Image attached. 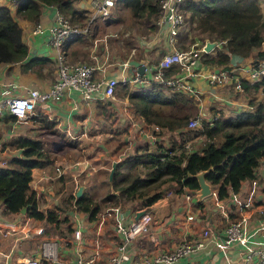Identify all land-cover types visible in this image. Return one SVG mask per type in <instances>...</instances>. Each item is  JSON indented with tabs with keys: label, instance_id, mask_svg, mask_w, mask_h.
I'll list each match as a JSON object with an SVG mask.
<instances>
[{
	"label": "trees",
	"instance_id": "1",
	"mask_svg": "<svg viewBox=\"0 0 264 264\" xmlns=\"http://www.w3.org/2000/svg\"><path fill=\"white\" fill-rule=\"evenodd\" d=\"M260 1L183 0L180 9L184 22L178 30L185 22L186 27L177 35L182 39L177 48L186 49L194 41L203 43L210 40L219 46L203 53V62L206 64L230 70L227 65L231 54L249 56L254 49L257 51L253 63H257L264 57V51L259 49L264 42V14ZM73 2L74 0H17L14 13H11L7 6H0V66L10 67L18 63L21 70L30 68L38 72L43 66L53 70L52 66L46 64L50 58L27 57L28 46L23 38L24 30L18 17L34 22L40 17L43 6L52 5L71 23L83 26L88 22L90 13L85 9L76 8ZM118 5L125 9L132 24L143 27L142 30L136 28L137 34L142 35L159 29L157 21L162 11L160 0H116L110 22L120 21L117 17L113 18ZM86 33L67 37L62 47H66L74 38L83 39ZM123 43L127 53L132 48L139 49L138 40L134 37L124 38ZM143 56L144 53L137 50L136 54L126 56V60H140ZM176 71L178 68L172 66L166 70L165 75ZM146 78L145 83L128 93L125 85L119 83L115 94H119L121 88L122 93L128 96L133 111L132 120L137 121L143 130L146 126L159 127V130H152L157 139L153 140L155 142L143 141L132 149L128 141L121 137L122 128L113 125L117 113L107 107L109 101L100 104L101 114L106 120L101 129L111 131L114 136L105 141L112 148L106 158L119 154V161L109 180L108 190L100 200L87 193H83L79 198L73 197L69 194L71 185H68V193H65L62 199L63 209L74 208L87 214L89 219H94L99 216L105 205L112 206L116 202L127 201L124 205L136 202L140 207L148 208L164 197L165 191L173 186L172 191L175 193H181L186 188L197 189L198 183L191 174L209 166L213 168L206 174V180L211 183L217 199L222 202L229 201L231 193H238L243 181L257 179L259 167L264 162V96L258 100L255 97L249 99L253 109L244 110L233 117H225L220 113L213 120L202 119L199 127L189 128V119L199 113L198 101L187 92L168 90L154 82L151 77ZM242 85L245 89L260 88L264 94V78L254 84L242 80ZM32 119L51 136H31V129L28 128L29 133L27 131L25 134L14 135L6 141L0 137L3 148L9 145L11 148L22 150L21 157L13 158L8 166H0V203L3 205L1 212L6 215H19L25 207L24 213L27 216L42 219L43 222L58 227L68 223V216H61L62 207L58 206L46 211L38 209L36 194L30 186L32 170L49 168L54 161L50 159L53 151H60L63 145L77 146L78 142L61 133L56 128V122L47 116L34 115ZM0 121L5 129H11L15 118L6 115L0 118ZM52 136L59 137L61 142ZM199 137L205 139L199 148L187 147V143ZM124 149L127 152L122 156L121 151ZM166 183L168 184L165 186ZM55 184L61 188L59 180ZM114 191H118V195ZM67 227L71 225L68 223Z\"/></svg>",
	"mask_w": 264,
	"mask_h": 264
},
{
	"label": "crops",
	"instance_id": "2",
	"mask_svg": "<svg viewBox=\"0 0 264 264\" xmlns=\"http://www.w3.org/2000/svg\"><path fill=\"white\" fill-rule=\"evenodd\" d=\"M16 3L17 0H0V6L9 7L11 13H14ZM73 5L78 9H85L91 13L92 0H74ZM260 7L264 14V0L260 1ZM55 12H57L55 6L45 5L43 6L38 19L44 26L51 25L56 22ZM111 19L112 18L102 21L97 18L92 23L90 30L83 35V39L74 38L70 40L66 44V47L64 46L63 48L67 61L69 63L87 62L102 65L104 64L103 62L106 61L110 63V65H107V76L116 77L118 75L119 77L122 75L129 77L134 70H137V68L131 64L123 67L122 64L126 60V56H131L132 54H136L137 50H141V53H144V56L138 61L144 63L145 68L148 70L142 75L150 78L152 69L158 64L163 54L174 47L177 48V46L182 43V39L178 38L177 35L181 29L183 30L186 27L185 22V25L179 29L174 36V42L171 40L168 26L164 25V22L163 24H160L158 21L157 25L159 26V29L154 32L139 35L137 34L135 26L132 25L131 27L126 24V21H119V24L125 22L126 26L122 28L119 26L121 30H118L117 32H115V30H109L105 31L103 34L101 33V36H98L99 33H97V31L99 32L100 30L112 26L111 24H113V22H110ZM129 19L132 23L130 16ZM18 21L23 26V38L28 46L27 57L50 58V61H46V64L52 66L53 70L43 66L39 68L38 72H36L34 69L30 68L27 70H21L18 63L12 64L10 67L2 65L0 66V84L13 81L35 87L47 88L55 79L56 74L55 51L52 49L49 34L48 32L31 34V28L34 22L23 17H18ZM130 28H134V30H129ZM130 37H134L138 40L137 48L139 49L136 50L135 48H132L127 53L123 39ZM217 46H219L218 43L215 47ZM259 49L264 51V42ZM212 50L213 49L210 51ZM210 51L202 52L201 57H199L194 66L195 70L199 73L198 75L189 78L190 84L195 90H197L198 95L192 96L198 101V114L201 116V120H213L220 113L225 117H233L240 112L247 110L250 98L255 97L257 100L261 98L263 96L262 91L260 88L255 89L253 87L236 90L232 84H210L204 75L209 70L221 68L203 62V53ZM256 51L257 50L254 49L249 56L244 57L231 54L227 65L234 73L235 77L246 81L248 84H254L257 82L250 81L247 74L255 60ZM156 59H158L156 61L157 63L155 62ZM142 83L136 82L135 84H129L124 87L128 93ZM120 89L121 88H119V94H115L113 98H105L99 92L92 100H90V104L82 101L78 91L70 90L68 94L63 96L61 101L48 102L43 104L42 108L37 106L36 111L40 112L38 115H45L56 122V128L69 139L80 141L81 144L85 145L82 146L83 150L87 147H92L93 144H99V147H102V144H105V151L108 153L112 148L109 149L108 144H106L105 141H109L112 134L109 130L101 129V125L104 124L106 120L103 119L101 114L100 104L109 101L107 107H111L117 113V117L115 118L116 121H114L113 125L115 126L118 124V126L122 128L121 137L128 141L129 147L134 149L143 141L151 140L152 142H155L150 136L151 134H154L152 130L157 125H154L153 127L146 126L143 130L137 123V127L128 124L127 118L132 119L133 111L130 107L131 103L129 102L128 96L125 95L124 92L122 93V90ZM31 120L33 121V119H29L26 121L15 122L11 129H5L4 124L0 121L1 139L6 141L14 135L25 134L28 130H20L19 126L21 125L19 124L28 123ZM132 124L135 123L132 122ZM157 130H159V127ZM31 136L34 135L31 134ZM161 139L162 138L160 137L159 142H161ZM195 141L196 139L192 140L193 143ZM203 142H201V144ZM165 143L168 144L166 140ZM7 146L10 147L9 145ZM78 147L79 143L72 148L73 150H76ZM105 151L103 150V152ZM83 159L85 162H77ZM61 160L63 159H55L49 168L33 169L30 186L36 194L37 207L39 210L46 211L53 206L62 207L60 208L62 211L61 216L66 214L68 219L71 220L70 218L76 210L73 208L63 209L62 206V199L65 196V193H68L66 185H70L71 182H74L75 184L79 183L81 177L89 178L99 166H96L94 160L89 159L87 155L83 157H73L67 162ZM72 162L74 165H70ZM59 163L64 168L61 175H56L53 172L54 166ZM52 167L53 170L50 171ZM45 174H51L52 176L46 178L44 177ZM55 180H59V183L61 184L60 189L59 187H56L59 191L58 193L55 192V185L52 183ZM256 181L257 184L255 187L252 184V180L243 181L238 192V194L245 199L249 195V191L251 189L254 190L251 204L244 211V215L247 216L248 220L246 235L250 242L264 240V230L261 229V225L264 222V162H262L259 167ZM192 190L193 189H185V191L181 193L165 195L148 207L152 213L153 222L150 227V233L142 235L138 243L135 244L136 255H154L160 251L172 249L183 239L190 241L198 239L203 228H206L209 225L217 228L214 232L222 237L225 235L226 225L230 221L240 218L243 215V212L241 213L238 211V209L231 203L230 199L227 202H222L213 194L206 196L203 199H198L195 196V190ZM188 193H190V200L185 197ZM0 205L1 219L7 218L12 220L19 216H27L22 212L19 215L3 214L1 212L3 205L1 203ZM137 206L138 207L131 205L127 206L126 204L123 206V213L130 216L140 207V205ZM79 214L83 216L85 215L81 212H79ZM188 214L193 215V220L187 219ZM101 215L92 221L88 220V218L86 219L87 223L84 227L85 239L80 245L61 231H54V225L47 224L43 222L42 219L32 218L33 223L42 227L43 232H35L30 238L15 240L13 234H7V236H5L3 231L0 230V264H26L27 258L29 257H35L41 260L42 264H62L63 261L73 264L78 252L86 253L88 255L94 251V241H98L100 244V264L102 259L105 258L106 252L113 246H111L110 239L105 237L107 235H105L104 232L106 224H109L112 217L106 216L104 225L102 228H99L98 221ZM67 224L68 223H64L61 226H58V229L63 228L62 230H64L67 227ZM95 236L98 237V239H95ZM48 239L56 241L57 254L55 259H48L42 254V243ZM242 254L243 244L241 242H233L225 252L216 248L212 242H208L205 243L202 249L180 257L174 264H247L244 259H242Z\"/></svg>",
	"mask_w": 264,
	"mask_h": 264
},
{
	"label": "built area",
	"instance_id": "3",
	"mask_svg": "<svg viewBox=\"0 0 264 264\" xmlns=\"http://www.w3.org/2000/svg\"><path fill=\"white\" fill-rule=\"evenodd\" d=\"M183 0H160L161 17L158 19L160 24H163L165 16H167L168 31L171 40L174 42V36L178 32V28L184 22V15L180 9V4ZM116 0H92V10L88 22L80 26L76 23H71L58 9L55 12L56 22L51 25L44 26L39 19L34 21L31 28V34H42L48 32L52 49L55 51V79L47 88L35 87L19 82H6L0 84V118L6 115H12L15 122L26 121L32 119L34 115L40 112L36 111V107H43V104L48 103L49 100L57 102L61 101L65 94L70 90L79 92L80 98L84 103L90 104L97 93H101L105 98H113L115 89L120 83L122 85L135 84L136 82L145 83L147 78L134 70L129 77L119 76L112 77L106 75L107 65L104 64L76 62L69 63L65 57L63 42L69 36H76L79 33H86L94 20L99 18L102 21L110 19L114 10ZM116 35V34H114ZM207 41V40H206ZM205 41V42H206ZM205 42H194L186 49L172 48L170 51L163 54L158 64L152 69L151 78L154 82L161 84L168 90L183 91L190 95H198L197 90L189 82V78L198 75L195 70V63L204 52ZM123 67L129 65V60H125ZM176 66L178 71L175 73L165 75L166 70ZM147 70V69H146ZM148 71V70H147ZM248 78L250 81H261L264 78V57L253 63L248 70ZM207 81L213 85H230L232 84L236 90H243L242 80L235 77L231 70H209L205 75ZM263 94V93H262ZM264 96V94H263ZM262 96V97H263ZM247 109H253V105L248 106ZM201 116L198 114L191 117L188 121L187 127H199L201 125ZM137 127V124H132ZM158 126L154 127L157 130ZM150 136V135H149ZM74 137V136H73ZM153 140L156 139L154 134L150 136ZM187 147H191L189 143ZM0 166L5 167L10 164L13 158H19L22 155L20 148H11L6 146L3 148L0 142ZM78 163L85 162V160L77 161ZM70 165H74L73 162ZM62 165L55 164L54 173L61 175L63 171ZM53 170V167H52ZM51 174H45L44 177L50 178ZM255 187L256 180H252ZM187 189V188H186ZM193 189L192 191H194ZM185 191V190H184ZM254 190L249 191V195L244 199L238 193H231V203L243 215L240 218L230 221L225 227V235L220 237L218 233L214 232L217 228L210 225L203 228L198 239L192 241L183 239L175 247L170 250L160 251L154 255H136V246L140 237L150 233L151 224L153 222L152 213L147 207H139L134 214L130 216L123 213L124 204H117L110 208L108 212H101V217L98 221L99 228L105 223L106 216H111L113 227L105 226L104 232L107 239L111 241V248L106 252V256L102 259L100 264H174L180 257L190 254L191 252L202 249L205 243L212 242L216 248L222 251H227L231 244L235 241L243 244L242 259L248 264H264V240H256L254 242L248 241L246 235V226L248 223L247 216L244 211L250 206L251 198ZM173 192L166 193L170 195ZM217 197L216 192L212 187V193ZM165 196V195H164ZM186 199L190 200V193L186 194ZM76 210V209H75ZM144 210L137 218L136 213ZM85 214V213H84ZM88 215H80L79 211H74L71 220L68 223L71 227H64L65 229H58L54 227V231L59 230L67 237L73 239L77 244H82L85 239L84 227L86 226V219ZM193 215L188 214L187 219L193 220ZM89 219L88 220H95ZM128 219V220H126ZM225 226V225H224ZM264 230V222L261 225ZM0 230L5 236L13 234L15 240L30 238L35 232H43L42 227L33 223V219L29 216H19L12 220L0 218ZM98 239V237H94ZM155 240V239H154ZM56 241L48 239L42 243V254L48 259L56 258ZM93 249L88 255L86 253L78 252L73 264H99L100 260V244L94 241ZM26 264H42L41 260L35 257L27 258ZM62 264H71L63 261Z\"/></svg>",
	"mask_w": 264,
	"mask_h": 264
},
{
	"label": "rangeland",
	"instance_id": "4",
	"mask_svg": "<svg viewBox=\"0 0 264 264\" xmlns=\"http://www.w3.org/2000/svg\"><path fill=\"white\" fill-rule=\"evenodd\" d=\"M114 17H117L119 18L120 21H126V24L127 25H130L132 27L135 26V29L137 28V30H142L143 27L139 24H135V23H131L130 19H129V16L127 14V12H125V9L122 8V6L118 5L113 13V18ZM125 22L123 24H119V21L116 22V23H113L111 24L112 26L111 27H108L107 29H104V30H100L99 32L97 31L98 36H101L105 31H109V30H115V32H117L118 30H121L122 27L126 26ZM119 26L121 28H119ZM102 29V27H101ZM129 30H134V28H130ZM102 33V34H101ZM104 36V35H103ZM119 48H120V45H119ZM157 56V55H155ZM48 102H52L51 100H49ZM116 121L113 120V122ZM127 122L129 125L132 126V122H134L135 124L137 123V121L135 120H132L131 118H127ZM21 126H19V129L22 130V129H25L27 130L28 127L31 129V134L33 135H38V137H42V138H45V137H50L51 134H48L47 132H44V129L40 128L37 123L33 122L32 120L28 123H21L19 124ZM23 126V127H22ZM34 126V127H33ZM117 127H120L117 125H115ZM53 138H56L57 140H59V142H61V139L58 137H54L52 136ZM114 138V136H112ZM105 138V137H103ZM200 138V139H199ZM198 140L196 139V141L193 143V142H190V148L192 149H196V148H199L205 141L204 137L201 138L199 137ZM77 141V140H76ZM104 141V140H103ZM79 143V147L76 149V150H73L72 147L70 146H65L63 145L61 147V150L58 151V152H54L53 151V155L50 156V159L52 160H60V159H63L61 161L63 162H67L69 160H71L73 157H83L85 155H87L89 157V159L91 160H94L95 162V165L96 166H99L98 169L92 173V177L90 178H84V177H81L80 178V182L79 183H74V182H71L70 185H71V193H69L71 196L75 197V191L76 189L78 188V186L80 184L84 185L85 186V189H84V192L83 193H87L88 195H92L94 199H97V200H100L101 197L104 195V193L108 190V183H109V179H108V176H109V173H110V170H111V165H112V160L114 161H119V154L117 156H107V152L105 151V144H102V147H99V144H93L92 147H87L85 150L82 149V146H85L83 144L80 143V141H77ZM201 142H203L201 144ZM104 143V142H103ZM109 149H111V146L108 145ZM103 150L105 152H103ZM127 152L126 149L122 150L121 153L122 156ZM62 162V163H63ZM52 171V168L51 170ZM56 181H53L52 183L55 185V192L58 193L59 191L56 189ZM79 181V180H78ZM77 181V182H78ZM168 183L164 184L165 186L167 185ZM174 187V186H173ZM173 187H171L170 189L166 190L165 191V195L166 193L170 192V190H173ZM66 190H68V185H66ZM115 192V191H114ZM125 202L127 201H124L122 202L121 204H124ZM73 203V199L71 201V204ZM119 204V202H116L114 203L112 206L111 205H105L103 207V212H108L110 211V208L111 207H114L115 205ZM126 205V204H125ZM128 205H131V206H134V207H138L137 203L134 202V203H127V206ZM71 207H73L71 205ZM74 209V208H73ZM150 211V210H149ZM151 212V211H150ZM113 227V221H109V225L108 227ZM122 264H125V263H122Z\"/></svg>",
	"mask_w": 264,
	"mask_h": 264
},
{
	"label": "water",
	"instance_id": "5",
	"mask_svg": "<svg viewBox=\"0 0 264 264\" xmlns=\"http://www.w3.org/2000/svg\"><path fill=\"white\" fill-rule=\"evenodd\" d=\"M164 25H167V16H165V19H164ZM216 45V42L215 41H210V40H207L205 42V47H204V50L205 51H210L211 49H213ZM129 64L135 66L137 68V71L140 73V74H144L147 72L146 68H145V64L136 60V59H130L129 60ZM116 163L117 161H113L112 162V165H111V170H110V173H109V176H108V179L111 180L112 178V174L114 172V169H115V166H116ZM213 168V166H209L207 169H202V170H199L198 172H196L195 174H191V176L193 178L196 179L197 183H198V188L195 189V196L198 198V199H203L204 197L206 196H209L211 195L212 193V185L211 183H209L207 180H206V174L209 172V170H211ZM84 188L85 186L80 184L78 186V188L76 189L75 191V196L77 198L81 197L82 194H83V191H84ZM116 195H118V191H115L114 192ZM26 210V208H22L21 209V212L24 213ZM144 210H140L136 213L135 217L137 218L139 215H141L143 213Z\"/></svg>",
	"mask_w": 264,
	"mask_h": 264
},
{
	"label": "clouds",
	"instance_id": "6",
	"mask_svg": "<svg viewBox=\"0 0 264 264\" xmlns=\"http://www.w3.org/2000/svg\"><path fill=\"white\" fill-rule=\"evenodd\" d=\"M216 44H217V43H216ZM75 197H76V196H75ZM76 198H77V197H76ZM102 211H103V210H102ZM100 214H101V213H100ZM100 214H99V215H100Z\"/></svg>",
	"mask_w": 264,
	"mask_h": 264
}]
</instances>
